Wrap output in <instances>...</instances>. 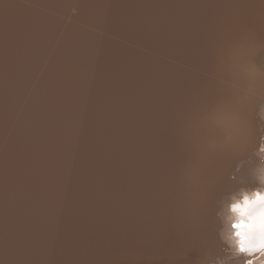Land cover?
I'll return each instance as SVG.
<instances>
[{
	"label": "bare ground",
	"instance_id": "bare-ground-1",
	"mask_svg": "<svg viewBox=\"0 0 264 264\" xmlns=\"http://www.w3.org/2000/svg\"><path fill=\"white\" fill-rule=\"evenodd\" d=\"M241 36L264 63V0H0V264L219 255L214 202L260 143L209 177L193 215L186 131Z\"/></svg>",
	"mask_w": 264,
	"mask_h": 264
},
{
	"label": "clouds",
	"instance_id": "clouds-1",
	"mask_svg": "<svg viewBox=\"0 0 264 264\" xmlns=\"http://www.w3.org/2000/svg\"><path fill=\"white\" fill-rule=\"evenodd\" d=\"M252 42L241 36L221 48L218 72L223 95L186 131L193 148L185 173L193 215L206 210L204 187L209 177L215 185L214 177L231 157L247 152L253 138L260 143L248 170L234 186L220 189L214 202L220 254L206 257L203 264H264V124L253 128L247 118L254 107L264 111V63L248 59Z\"/></svg>",
	"mask_w": 264,
	"mask_h": 264
}]
</instances>
